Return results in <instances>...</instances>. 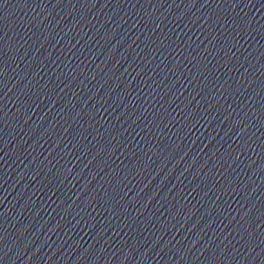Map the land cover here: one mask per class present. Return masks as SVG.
Listing matches in <instances>:
<instances>
[{
  "label": "water",
  "instance_id": "water-1",
  "mask_svg": "<svg viewBox=\"0 0 264 264\" xmlns=\"http://www.w3.org/2000/svg\"><path fill=\"white\" fill-rule=\"evenodd\" d=\"M0 264H264L195 0H0Z\"/></svg>",
  "mask_w": 264,
  "mask_h": 264
}]
</instances>
